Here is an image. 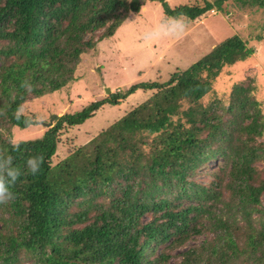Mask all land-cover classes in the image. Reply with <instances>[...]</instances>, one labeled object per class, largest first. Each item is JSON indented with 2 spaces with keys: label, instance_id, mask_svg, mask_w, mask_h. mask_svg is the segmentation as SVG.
Segmentation results:
<instances>
[{
  "label": "trees",
  "instance_id": "obj_1",
  "mask_svg": "<svg viewBox=\"0 0 264 264\" xmlns=\"http://www.w3.org/2000/svg\"><path fill=\"white\" fill-rule=\"evenodd\" d=\"M148 1L159 2L168 18L190 21L222 11L227 1L264 9V0L175 7L166 0H0V111L7 113L0 116V148L22 169L29 156L44 157L39 173L17 183L18 198L0 205L8 214L1 219L0 264L24 258L31 264H167L166 248L202 233L198 221L204 215L214 233L206 255L189 248L175 264H264V219L257 226L254 217L264 218V178L257 181L255 165L264 159L257 142L264 114L255 86L235 84L226 106L220 100L199 102L225 65L255 53L237 34L167 80L136 82L91 101L59 116L20 151L11 149L6 133L37 123L34 117L30 125L16 121L17 106L73 80L80 55L112 37ZM24 80L35 86L31 93L20 87ZM139 90L151 94L53 162L65 127L83 124L102 106L117 105ZM184 101L190 102L185 109ZM220 159L226 180L206 186L191 179ZM218 202L223 204L216 212ZM240 221L247 227L243 241Z\"/></svg>",
  "mask_w": 264,
  "mask_h": 264
},
{
  "label": "rangeland",
  "instance_id": "obj_2",
  "mask_svg": "<svg viewBox=\"0 0 264 264\" xmlns=\"http://www.w3.org/2000/svg\"><path fill=\"white\" fill-rule=\"evenodd\" d=\"M166 1L171 7L204 3V0ZM168 19L157 1H148L139 13H130L112 37L99 41L92 49L80 55L73 80L57 91L31 96L23 103L37 123L26 128L13 126L6 134H10V139L13 136L24 140L40 137L64 113L75 112L91 101L100 100L136 82L165 81L171 73L189 67L218 43L235 34L247 41L249 46H253L255 53L245 60L225 65L213 80L211 90L199 102L206 106L220 100L226 106L235 84L250 83L255 86L253 95L260 102L264 114V9L227 1L222 11L211 10L192 21L183 18L188 21V26L186 30H181L179 35H155L161 23ZM259 35L262 40H257ZM106 88L110 91L107 92ZM150 94L148 91H136L117 105L102 106L83 124L65 127L59 134L53 162L63 158L73 149L86 145L101 130L144 101ZM189 105L190 102L184 101L182 108L185 109ZM180 118L186 119L181 115ZM257 142L264 147V134ZM255 165L259 172L258 181L264 178V159L257 161ZM225 166L222 159L212 160L205 170L196 171L191 179L199 184L212 186L217 180L225 177L222 171ZM227 196L229 194L226 192L224 200ZM261 201L264 205V193ZM222 204L223 202L216 203V212H219L217 209ZM7 216V212L0 209V230L3 223L1 219ZM255 216V223L259 226V222L264 218ZM148 219V216L143 218L144 221ZM240 222L242 236L239 238L243 241L242 232H245L247 227L244 222ZM209 223L208 216L204 215L198 221V226L201 224L199 227L205 229L202 233L192 235L182 244L175 242L168 246L166 253L170 258L167 264L179 262L189 248H197L198 251L201 249L206 255L207 252L203 251L205 244L214 237ZM20 264H31V261L24 258Z\"/></svg>",
  "mask_w": 264,
  "mask_h": 264
},
{
  "label": "clouds",
  "instance_id": "obj_3",
  "mask_svg": "<svg viewBox=\"0 0 264 264\" xmlns=\"http://www.w3.org/2000/svg\"><path fill=\"white\" fill-rule=\"evenodd\" d=\"M188 21L183 18H169L161 23L158 27L155 35H179L181 30H186ZM21 88L26 92L31 93L34 90V85L29 80L22 81ZM5 111H0V116L6 117ZM13 117L16 121H21L30 125L32 123V116L29 115L28 110L24 104L17 106ZM28 141L23 138L17 139L13 136L9 143L12 151H20L21 145ZM44 163V157L42 155L29 156L26 160L25 168L15 164V158L8 154V149L0 148V205H7L10 202H14L18 197L14 191L18 182L21 181V177L25 175H36L40 172Z\"/></svg>",
  "mask_w": 264,
  "mask_h": 264
},
{
  "label": "water",
  "instance_id": "obj_4",
  "mask_svg": "<svg viewBox=\"0 0 264 264\" xmlns=\"http://www.w3.org/2000/svg\"><path fill=\"white\" fill-rule=\"evenodd\" d=\"M106 91L109 92L110 91L109 88H106Z\"/></svg>",
  "mask_w": 264,
  "mask_h": 264
}]
</instances>
